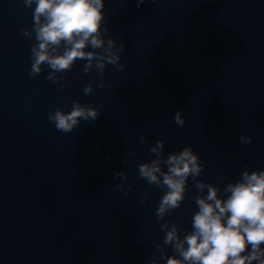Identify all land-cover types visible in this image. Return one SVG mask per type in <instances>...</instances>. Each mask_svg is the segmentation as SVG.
<instances>
[{"label":"water","instance_id":"obj_1","mask_svg":"<svg viewBox=\"0 0 264 264\" xmlns=\"http://www.w3.org/2000/svg\"><path fill=\"white\" fill-rule=\"evenodd\" d=\"M34 7L0 0V264H151L161 225L183 235L198 210L189 177L181 207L157 218L164 191L137 169L159 140L165 156L193 147L204 164L197 179L222 195L246 169L264 171V0H105L106 38L125 46L126 67L100 77L78 60L60 83L46 79V65L29 75L35 40L20 29H32ZM76 100L103 105L99 118L57 130L48 114ZM178 110L183 127L172 120Z\"/></svg>","mask_w":264,"mask_h":264},{"label":"clouds","instance_id":"obj_2","mask_svg":"<svg viewBox=\"0 0 264 264\" xmlns=\"http://www.w3.org/2000/svg\"><path fill=\"white\" fill-rule=\"evenodd\" d=\"M146 2L136 0L137 8ZM23 3L28 9L35 5L32 29H20L26 38L35 40L31 46L29 75L32 78L41 74L46 65L51 69L46 79L60 83L63 77L58 73L72 70L78 60L86 62L83 73L95 69L100 77L105 75L108 65L118 66V71L126 67L120 63L125 46L115 37L106 38L109 29L104 24L105 0H23ZM66 86L62 84L60 90ZM99 87L112 85L101 82ZM94 90L93 83H89L83 92L88 95ZM102 108L103 105L96 107L76 100L70 111L57 108L48 114V120L57 130L70 133L81 120H97ZM172 120L180 127L186 124L182 110ZM239 139L241 143L251 144L254 137L241 135ZM141 140L146 141L147 134ZM164 149L165 141L159 140L149 149L155 158L140 163L137 169L150 188L164 191L156 209L157 218L165 220L181 207L189 177L195 181L197 194L193 200L198 210L192 217V230H185L183 235L175 222L165 221L161 225L164 240L155 245L160 255L151 264H161V260L166 264H264V171L246 169L237 181L223 188L222 195L221 188L215 184L197 179L204 171V164L193 147L167 156ZM114 178L121 180L116 188L127 195L132 188V185H127V190L125 187L128 173L118 170ZM146 201L147 194L141 202ZM166 245H171L174 255L168 254Z\"/></svg>","mask_w":264,"mask_h":264}]
</instances>
